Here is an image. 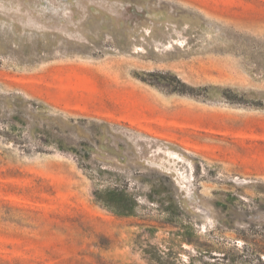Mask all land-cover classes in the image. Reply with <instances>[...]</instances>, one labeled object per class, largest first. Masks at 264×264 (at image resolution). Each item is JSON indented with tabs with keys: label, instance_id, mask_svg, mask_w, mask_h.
<instances>
[{
	"label": "rangeland",
	"instance_id": "rangeland-1",
	"mask_svg": "<svg viewBox=\"0 0 264 264\" xmlns=\"http://www.w3.org/2000/svg\"><path fill=\"white\" fill-rule=\"evenodd\" d=\"M0 262L264 264V0H0Z\"/></svg>",
	"mask_w": 264,
	"mask_h": 264
},
{
	"label": "trees",
	"instance_id": "trees-1",
	"mask_svg": "<svg viewBox=\"0 0 264 264\" xmlns=\"http://www.w3.org/2000/svg\"><path fill=\"white\" fill-rule=\"evenodd\" d=\"M93 196L98 204L117 217L133 216L137 207L134 197L123 190L108 188L94 191Z\"/></svg>",
	"mask_w": 264,
	"mask_h": 264
}]
</instances>
